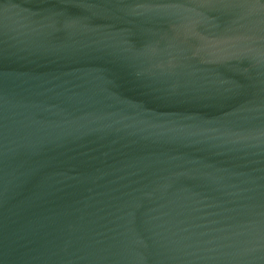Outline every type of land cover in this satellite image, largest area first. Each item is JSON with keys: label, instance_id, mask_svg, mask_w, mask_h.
Here are the masks:
<instances>
[{"label": "water", "instance_id": "95a60500", "mask_svg": "<svg viewBox=\"0 0 264 264\" xmlns=\"http://www.w3.org/2000/svg\"><path fill=\"white\" fill-rule=\"evenodd\" d=\"M0 264H264V0H0Z\"/></svg>", "mask_w": 264, "mask_h": 264}]
</instances>
